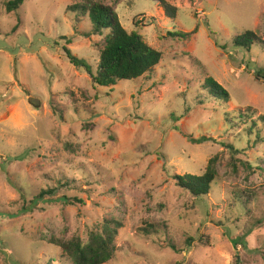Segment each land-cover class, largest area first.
<instances>
[{"label":"rangeland","instance_id":"1","mask_svg":"<svg viewBox=\"0 0 264 264\" xmlns=\"http://www.w3.org/2000/svg\"><path fill=\"white\" fill-rule=\"evenodd\" d=\"M8 1L0 264H61L49 241H86L109 219L122 227L105 264H264V143H254L264 136V81L254 78L264 68V0H164L174 18L151 0H101L163 55L152 73L112 87L91 78L104 37L70 9L80 0H24L12 13ZM246 31L262 43L244 56L233 41ZM206 78L226 102L208 99ZM214 157L207 196L176 185Z\"/></svg>","mask_w":264,"mask_h":264},{"label":"trees","instance_id":"2","mask_svg":"<svg viewBox=\"0 0 264 264\" xmlns=\"http://www.w3.org/2000/svg\"><path fill=\"white\" fill-rule=\"evenodd\" d=\"M151 1L161 5L169 18H174L175 10L164 0ZM23 3L24 0H9L5 4V10L7 13L15 12ZM70 9L78 12L80 16L88 17L92 24V33L104 37L96 73L91 77L97 86L112 87L120 81L137 80L152 73L162 60V53L145 43L139 34L126 32L120 24L114 7L105 5L101 0H80ZM261 43L262 41L253 32L246 31L234 39L233 46L247 56L252 45H261ZM63 52L71 65L74 67L82 65V61L73 57L67 48H63ZM263 71L264 68L258 69L254 73V78L264 81ZM203 88L207 91L210 100L226 102L229 99L227 91L212 78L205 79ZM240 116L247 120L251 118L244 114ZM259 121L264 122V116L260 117ZM243 124L247 122L244 120ZM256 126V122L252 121L246 129L248 134ZM257 142L264 143V136L257 134L254 143ZM216 161V157L212 158L201 175L175 176L176 185L195 198L207 196L217 175ZM247 166L252 170L251 165ZM258 170L264 172L262 168ZM51 192L43 191L39 198ZM249 197L252 198L251 193ZM121 227L122 224L118 220L109 219L103 222L100 231L90 232L86 241H82L79 236H73L67 240L52 239L49 245L60 252L61 264H105L114 257L117 250L115 239Z\"/></svg>","mask_w":264,"mask_h":264}]
</instances>
